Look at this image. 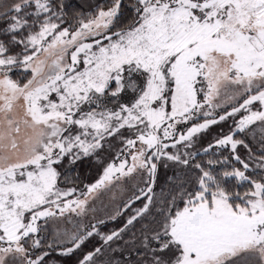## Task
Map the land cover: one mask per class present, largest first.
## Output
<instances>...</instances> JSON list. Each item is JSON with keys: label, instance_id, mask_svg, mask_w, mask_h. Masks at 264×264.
<instances>
[{"label": "snow or ice", "instance_id": "obj_1", "mask_svg": "<svg viewBox=\"0 0 264 264\" xmlns=\"http://www.w3.org/2000/svg\"><path fill=\"white\" fill-rule=\"evenodd\" d=\"M0 264H264V0H0Z\"/></svg>", "mask_w": 264, "mask_h": 264}]
</instances>
